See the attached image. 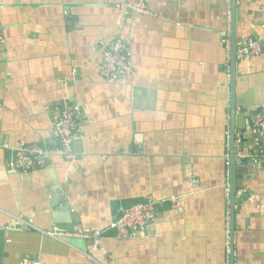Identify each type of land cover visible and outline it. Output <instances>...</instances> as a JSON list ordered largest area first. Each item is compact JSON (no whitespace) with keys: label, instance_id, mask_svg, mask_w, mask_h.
<instances>
[{"label":"crops","instance_id":"1","mask_svg":"<svg viewBox=\"0 0 264 264\" xmlns=\"http://www.w3.org/2000/svg\"><path fill=\"white\" fill-rule=\"evenodd\" d=\"M121 1L0 0V264H264V134L256 145L248 132L249 113L264 103V0H235V42L260 38L263 50L233 67V143L241 137L243 161L255 164L234 159L246 193L233 224L231 70L220 37L230 1L145 0L146 17L121 14ZM116 37L131 50L124 83L103 80L92 51ZM66 106L80 114L76 160L8 169L19 145H56ZM147 198L156 217L144 236L117 239L110 225ZM57 230L101 235L43 233Z\"/></svg>","mask_w":264,"mask_h":264},{"label":"built area","instance_id":"2","mask_svg":"<svg viewBox=\"0 0 264 264\" xmlns=\"http://www.w3.org/2000/svg\"><path fill=\"white\" fill-rule=\"evenodd\" d=\"M121 14L130 16H153L145 0H122L116 5ZM221 42L230 57V27L220 33ZM5 43L3 29L0 22V45ZM263 50V43L260 38H246L235 42V59L244 61L258 56ZM92 51L100 54V63L98 66L99 76L108 82L124 83L133 74L131 62V50L128 42L122 37H116L110 42L100 39L92 46ZM76 75V71L72 72ZM248 132L256 142L258 137L264 134V103L255 111L248 115ZM55 146L44 149L36 145L21 144L15 149V158L8 162L6 166L13 171L28 172L30 170L44 169L47 161L53 157H59L65 161L72 162L76 160L77 155L73 149V143L82 139V126L80 123V114L77 107L66 106L61 110L60 116L55 122L52 131ZM241 137H237L234 143L236 149L237 162L247 160L241 155ZM264 155V150L259 152ZM258 153V155H259ZM255 159V158H254ZM250 160V158L248 159ZM254 161V160H253ZM230 187V186H229ZM246 189L237 188L234 192V204L231 206L230 193L227 191L225 203L227 206V219L236 208V202L245 195ZM156 217V202L147 198L143 203L131 205L124 209L120 218L110 225L114 229L115 236L120 240L133 239L138 236H144L145 229L154 221ZM27 227L31 225L23 223ZM46 236L55 240L63 241L65 239H79L82 241H96L101 235L100 231H79L72 232L57 230L54 232H43ZM230 237L226 241L227 257L233 258L229 250ZM20 264H41L33 258H24Z\"/></svg>","mask_w":264,"mask_h":264},{"label":"water","instance_id":"3","mask_svg":"<svg viewBox=\"0 0 264 264\" xmlns=\"http://www.w3.org/2000/svg\"><path fill=\"white\" fill-rule=\"evenodd\" d=\"M230 1V39H231V45H230V85H231V103H230V120H231V130H230V200H231V206L234 204V192L236 189L235 185V169H237L234 161V143H233V119L235 114V102L233 97V90H234V72L233 67L235 63V0H229ZM252 160L249 161H243L241 165L245 168H251L250 164H253ZM231 223L233 224L234 220V213H231ZM233 226V225H232ZM232 252V250H231Z\"/></svg>","mask_w":264,"mask_h":264}]
</instances>
